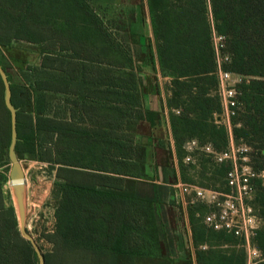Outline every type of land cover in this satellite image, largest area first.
<instances>
[{
	"label": "trees",
	"instance_id": "trees-1",
	"mask_svg": "<svg viewBox=\"0 0 264 264\" xmlns=\"http://www.w3.org/2000/svg\"><path fill=\"white\" fill-rule=\"evenodd\" d=\"M94 1L0 0V65L17 109L15 152L54 171L55 222L44 236L52 247L44 264H264V0H147L153 46L103 22ZM14 41L40 47L29 84L37 98L6 69L1 47ZM147 64L169 81L168 107L180 109L169 115L178 156L187 138L211 146L209 153L193 151L195 164L182 167L193 176L183 174L184 183L223 199L236 194L227 180L234 164L245 161L250 169L244 203L258 226L248 240L205 223L219 212L214 204L187 201L194 263L163 256L153 203L134 195L145 159L134 126L159 120L142 109L138 69ZM219 72L243 77L234 85L229 126L214 119L223 111ZM0 110V264H38L13 207L5 206L10 115L1 80ZM231 146L238 150L235 162L217 161ZM247 245L256 257L249 258Z\"/></svg>",
	"mask_w": 264,
	"mask_h": 264
},
{
	"label": "crops",
	"instance_id": "crops-1",
	"mask_svg": "<svg viewBox=\"0 0 264 264\" xmlns=\"http://www.w3.org/2000/svg\"><path fill=\"white\" fill-rule=\"evenodd\" d=\"M92 3L100 19L117 27L119 34H125L128 39L136 44L150 40L153 46L147 0H95ZM9 47L10 45L1 47L4 55V51ZM39 63L40 60L37 65ZM140 69L138 75L142 82L140 86L142 109L158 113L159 120L155 125L146 121H139L134 126V144L142 145L145 148V159L141 166L142 175L135 180L134 195L136 198L149 200L153 203L156 227L164 256L169 259H184L182 253L187 247L186 252L193 254V261H191L194 263V249L186 214L187 203L178 208L175 200L177 193H179L177 187L180 184H185L183 174L185 177L193 176L192 170H182L183 165L189 162L195 164L196 159L192 156L193 151L205 150L210 152L211 146L207 144L198 147V141L195 137L187 138L180 146L185 154L178 156L169 123V115L171 113L178 116L180 109L170 108L167 105L171 93L165 86L169 81L166 78H161L152 65H144L138 71ZM156 77L158 93L153 91ZM214 119L215 122L220 121L221 115H214ZM195 168L198 169L197 166ZM192 197L193 195L190 199ZM184 232H187V240L183 241L184 237L183 235L181 237V234Z\"/></svg>",
	"mask_w": 264,
	"mask_h": 264
},
{
	"label": "rangeland",
	"instance_id": "rangeland-1",
	"mask_svg": "<svg viewBox=\"0 0 264 264\" xmlns=\"http://www.w3.org/2000/svg\"><path fill=\"white\" fill-rule=\"evenodd\" d=\"M218 41L219 39H215L216 44ZM44 48L47 49L49 47L48 45H45ZM4 52L5 55L3 53L2 54L4 55L6 69L11 76L12 82L19 86L25 87V89L29 91L28 93L30 94L31 98H37L39 93L29 86V84L32 82V70L30 68L35 67L40 60V47L25 41H14L10 44L9 49L5 50ZM220 73L223 74L225 72H219V84ZM228 74L229 75L226 79H222L225 90L227 87L229 89L230 87H234L236 83L240 82V80H243V77L231 73ZM33 107L34 104L32 101L28 110H33ZM0 113L2 114L1 110ZM229 152L231 156L230 159L233 160V154H236L238 151H236L235 147L231 146ZM241 162L242 163L239 165L234 164V167H236L237 175L243 177L249 174L250 169L245 165V161ZM20 163L22 165L25 177V185L23 188V223L21 222L19 212L15 204L9 180L3 186L5 206L11 205L13 207L17 219V229L20 233V236L26 240L33 249V244L28 239V237L31 238L35 246L38 248L40 254L43 256V254L50 252L52 248L51 245L45 240L44 236L45 234L52 232L55 222L54 212L57 200L52 194L54 171H50L49 166L46 163L29 159L27 157L20 160ZM199 189L201 188L180 184L177 187L179 193H177V199L175 200L176 206L179 208V206H185L188 200L199 199L201 202H204L207 205L214 204V206L219 208V220L221 221L222 225L227 224L231 226L237 224V227L242 230L244 235L249 233L247 231L245 232V230H249L251 227H257V224L250 226V217L248 216V211L244 203V200H246L249 192L248 187L243 188V185L238 184L236 195L233 193L231 195L228 194L223 196V199H220L218 194L214 195L213 191ZM195 191H200L202 196L197 197ZM192 195L193 197L190 199ZM186 234L187 232L181 234V237L182 235L184 237L183 241L185 239L187 240ZM185 249L187 250V247ZM246 249L249 258L256 257V251L254 249H251L248 245L246 246ZM186 250H184L182 253L184 259L176 258L171 260L181 261L188 259L193 261V254L191 252L187 253ZM248 264H251V262H248Z\"/></svg>",
	"mask_w": 264,
	"mask_h": 264
},
{
	"label": "water",
	"instance_id": "water-1",
	"mask_svg": "<svg viewBox=\"0 0 264 264\" xmlns=\"http://www.w3.org/2000/svg\"><path fill=\"white\" fill-rule=\"evenodd\" d=\"M0 80L3 85V102L10 115V141L7 150V157L9 161L8 180L10 182L12 193L14 196L15 204L19 212L21 222L24 218V206H23V188L25 185V177L22 165L18 159L15 146L17 143L16 133V111L17 109L11 103V90L10 81L7 78L6 72L0 65ZM26 236V235H25ZM28 239L33 244L34 252L38 258L39 264H44L43 256L40 254L38 248L35 246L31 238Z\"/></svg>",
	"mask_w": 264,
	"mask_h": 264
},
{
	"label": "built area",
	"instance_id": "built-area-1",
	"mask_svg": "<svg viewBox=\"0 0 264 264\" xmlns=\"http://www.w3.org/2000/svg\"><path fill=\"white\" fill-rule=\"evenodd\" d=\"M228 73H223L221 74L220 73V84H219V88H218V91L217 93L219 94L220 96V100H221V103H222V106H223V111H222V114H221V119L220 121H217L216 123H221L223 125H226V126H229V115H230V111L228 109V106H232L234 104L233 102V98L235 96V90H234V87H230V89L227 87L226 90L224 89L223 87V81L222 79H226L228 77ZM208 150V149H207ZM238 151V150H236ZM209 152V151H207ZM231 156H230V152L229 150L227 152H224L222 154H219L216 156V159L217 161H221L223 159H230ZM233 162H235V154H233ZM250 175V172L249 174H247L246 176H238L237 175V171H236V167L233 168V170H231L229 173H228V176H227V180H228V185L232 188H235V190L237 191V185L238 184H241L243 185V188H246L247 187V176ZM239 179V180H238ZM201 190V189H199ZM203 190V189H202ZM248 195H247V198L246 199H250V190L248 188ZM197 197L199 196H202V193L200 191H195ZM233 193V191L231 192V194ZM214 195L217 193H213ZM230 194V195H231ZM236 195V194H235ZM245 207L247 208V211H248V216L250 217L249 218V222H250V226H252L253 224H257L258 226V222L256 221V219L250 215V208L248 206L245 205ZM220 211L218 212V214H210L209 216H207L205 218V223L208 224V225H211L213 226L215 229H219V228H227V229H230V230H234V234L236 236H244L246 240H248L250 234H251V230L257 228L256 226L254 228H249V230H245V232H249L247 234L244 235V233L242 232V230H240V228L237 227V224H234V225H222L221 224V221L219 220L220 216Z\"/></svg>",
	"mask_w": 264,
	"mask_h": 264
}]
</instances>
